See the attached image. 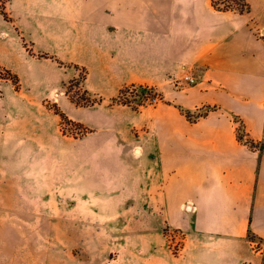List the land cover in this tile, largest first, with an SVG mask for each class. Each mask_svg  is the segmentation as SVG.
I'll list each match as a JSON object with an SVG mask.
<instances>
[{"label": "crops", "instance_id": "crops-1", "mask_svg": "<svg viewBox=\"0 0 264 264\" xmlns=\"http://www.w3.org/2000/svg\"><path fill=\"white\" fill-rule=\"evenodd\" d=\"M212 1L9 0L15 21L33 29L41 20L73 26V60L87 68V81L108 91L149 84L165 102L151 112L148 147L136 148L128 179L119 175L114 186L107 174L87 172L74 191L71 168L23 167V153L44 150L10 140L25 125L10 122L7 105L0 108V235L15 234L8 204L117 203L113 218L138 220L130 233L142 234L140 220H150L146 249L157 252L164 228L181 233L174 264H264V249L248 237L264 244V151L249 145L264 146V0H245V13L220 11ZM64 176L66 193L57 194ZM129 203L133 211L120 210ZM91 238L87 250L107 249ZM21 246L0 244V264H31ZM142 248L136 240L129 247ZM159 250L169 258L165 242Z\"/></svg>", "mask_w": 264, "mask_h": 264}, {"label": "rangeland", "instance_id": "rangeland-1", "mask_svg": "<svg viewBox=\"0 0 264 264\" xmlns=\"http://www.w3.org/2000/svg\"><path fill=\"white\" fill-rule=\"evenodd\" d=\"M8 2L0 0V10L6 13V19L0 13V108L7 105L10 122L25 125L23 135L9 133L10 140L20 142L26 151H32V145L44 150L31 156L23 153V167L38 173L47 168L63 172L71 168L73 191L87 182V172L107 174L106 181L114 186L119 175L128 179L136 148L148 147L151 112L165 102L163 92L142 83L108 91L101 88L102 83L87 81V68L73 60V42L69 41L73 26L54 27L51 21L41 20L33 29L21 19L15 21ZM241 4L238 0L217 1L219 7L240 8ZM58 36L64 40L55 42L53 38ZM7 71L19 77L18 89ZM56 112L67 119L61 120ZM68 179L64 176L54 192L64 195ZM8 206L15 210L8 225L15 234L0 235V244L23 245L31 264L38 260L46 264H151L153 259L154 264H174L173 256L179 255L182 245L180 232L164 228L165 241L158 234L157 252L146 249V241L154 236L150 220H140L142 234L130 233L138 220L113 218L117 203L43 201ZM0 208L5 209L6 204L1 203ZM120 210L133 211L134 204H125ZM92 235L105 241L107 249L87 250ZM135 240L142 249H129ZM163 242L169 258L159 250ZM253 245L264 249L256 238Z\"/></svg>", "mask_w": 264, "mask_h": 264}, {"label": "trees", "instance_id": "trees-1", "mask_svg": "<svg viewBox=\"0 0 264 264\" xmlns=\"http://www.w3.org/2000/svg\"><path fill=\"white\" fill-rule=\"evenodd\" d=\"M217 1H220V0H213L212 1V3H213V6L216 8V9H218V10H220V11H229V10H235V11H237L238 13H245V12H249V5L246 3V1L245 0H238L239 2H241L242 4H241V7L240 8H232V7H229V6H225V7H219L218 5H217ZM224 1V0H223ZM0 13L3 15V17L6 19V13L4 12V11H2V10H0ZM8 72V75H11L12 76V83H13V85H14V87L16 88V89H18L19 88V77L16 75V74H12L10 71H7ZM3 78V77H2ZM124 105H126L127 103H123ZM59 116H60V118H61V120H66L67 119V117L65 116V114H63V113H59V112H56ZM239 138H240V136H239ZM249 145H250V147H253V146H260V145H262V148H263V151H264V146H263V144H254L253 142H249ZM248 237H249V239L251 240V241H253V239H255V236L254 235H252V234H248Z\"/></svg>", "mask_w": 264, "mask_h": 264}, {"label": "built area", "instance_id": "built-area-1", "mask_svg": "<svg viewBox=\"0 0 264 264\" xmlns=\"http://www.w3.org/2000/svg\"><path fill=\"white\" fill-rule=\"evenodd\" d=\"M257 34H258V36L263 37V33L261 32V30H259ZM188 80H189L190 82H193V81H194L193 78H188Z\"/></svg>", "mask_w": 264, "mask_h": 264}]
</instances>
